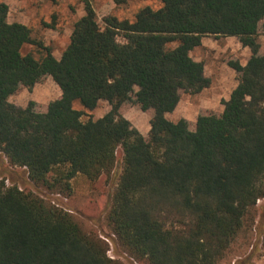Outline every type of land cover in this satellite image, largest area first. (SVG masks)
I'll list each match as a JSON object with an SVG mask.
<instances>
[{"label":"trees","instance_id":"obj_1","mask_svg":"<svg viewBox=\"0 0 264 264\" xmlns=\"http://www.w3.org/2000/svg\"><path fill=\"white\" fill-rule=\"evenodd\" d=\"M159 1L161 8L144 7L133 21L106 16L100 24L83 0L84 15L59 59L27 26L9 23L0 3V264H219L264 197V53L257 43L264 0ZM208 36L236 38L252 54L245 65L228 62L237 84L221 113L172 122L166 115L181 93L210 86L203 62L190 56ZM24 45H37L43 56L23 55ZM46 78L60 96L44 110L7 101ZM100 102L110 109L98 119L82 121L73 107L93 111ZM126 104L148 114L146 137L122 115ZM26 176L35 189L64 197L77 176L108 177L110 235L84 232L53 200L22 190L13 179L23 184ZM103 238L129 260L110 258Z\"/></svg>","mask_w":264,"mask_h":264},{"label":"rangeland","instance_id":"obj_2","mask_svg":"<svg viewBox=\"0 0 264 264\" xmlns=\"http://www.w3.org/2000/svg\"><path fill=\"white\" fill-rule=\"evenodd\" d=\"M97 17L102 24L106 16H114L119 20L133 21L135 14L144 7L154 10L161 8L159 0H127L125 4L116 5L113 0H89ZM8 6L7 21L17 22L27 26L31 30V38L42 47L48 48L52 55L58 59L69 43L74 23L84 15L83 0H0ZM119 42H122L119 39ZM259 53H264V19L260 23L257 34ZM21 53L31 54L40 59L44 51L37 45H24ZM252 54L251 49L244 47L236 38L208 36L202 39L200 47L191 51L190 56L195 61L203 62L206 77L210 79V86L206 91L199 94H180V105L178 110L171 114L168 119L172 122L186 120L184 116L190 117V123L196 118L200 111L206 114L221 113V100L229 97L231 91L237 84V75L228 66V62H239L245 65ZM60 96L58 87L51 78L34 86L29 92L24 88L7 97V101L18 106L26 107L32 101L40 110H44L47 104ZM194 104V105H193ZM205 108H198L200 105ZM74 109L83 112L82 121L89 117L101 118L109 105L100 102L93 111H85L79 103L73 104ZM121 113L129 123L136 128L144 137L149 131V116L136 107L126 104L121 107ZM122 158L121 150L118 149L116 159L117 168ZM5 159L0 158V179L2 164ZM18 173L24 171L15 168ZM20 182L18 179H13ZM24 191L33 192L43 199L53 200L58 206L70 212L78 222L82 230L90 234L109 236L110 230L106 225V209L109 196L112 191L110 179L101 177L95 182H89L82 176L72 180V191L70 196L49 194L39 191L29 182L27 176L23 184L17 183ZM6 186L10 185L5 181ZM264 223V197L259 200L255 209L245 219L244 226L236 236L235 240L227 250L225 258L219 264H264V246L259 233ZM107 240L106 238H103ZM108 256L119 259L126 263L124 254L117 256L113 253V245L108 241ZM128 259V258H127ZM129 260V259H128ZM131 261V259H130ZM133 262V261H132ZM136 264V263H132Z\"/></svg>","mask_w":264,"mask_h":264},{"label":"crops","instance_id":"obj_3","mask_svg":"<svg viewBox=\"0 0 264 264\" xmlns=\"http://www.w3.org/2000/svg\"><path fill=\"white\" fill-rule=\"evenodd\" d=\"M59 59V58H58ZM204 74H205V72H204ZM206 76V75H205ZM234 89V88H233ZM207 89H204L202 92H204V91H206ZM202 92H201V96L203 95L202 94ZM229 98V97H228ZM224 100H227V98H224ZM179 105H180V102L178 103V105H177V107H176V109L172 112V113H170V114H167L166 115V118L168 119V117L171 115V114H173L174 112H176V110H178V108H179ZM194 105V104H193ZM109 108V107H108ZM198 108H205L204 107V105H200ZM221 108H222V106H221ZM223 109V108H222ZM222 109H219V111L220 112H222ZM109 111V109H107L106 111H105V113H107ZM190 117H187L186 115L184 116V119H186V120H188V121H190V119H189ZM196 121V118H194L193 119V123Z\"/></svg>","mask_w":264,"mask_h":264},{"label":"built area","instance_id":"obj_4","mask_svg":"<svg viewBox=\"0 0 264 264\" xmlns=\"http://www.w3.org/2000/svg\"><path fill=\"white\" fill-rule=\"evenodd\" d=\"M108 242V240H106Z\"/></svg>","mask_w":264,"mask_h":264}]
</instances>
